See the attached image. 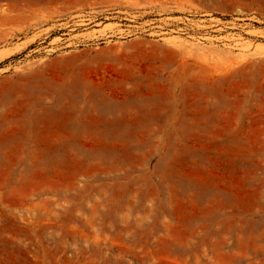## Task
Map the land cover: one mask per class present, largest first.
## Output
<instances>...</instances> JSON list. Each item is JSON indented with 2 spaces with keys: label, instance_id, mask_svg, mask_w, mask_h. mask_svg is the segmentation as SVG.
Returning <instances> with one entry per match:
<instances>
[{
  "label": "rangeland",
  "instance_id": "374dc122",
  "mask_svg": "<svg viewBox=\"0 0 264 264\" xmlns=\"http://www.w3.org/2000/svg\"><path fill=\"white\" fill-rule=\"evenodd\" d=\"M0 264H264V0H0Z\"/></svg>",
  "mask_w": 264,
  "mask_h": 264
}]
</instances>
